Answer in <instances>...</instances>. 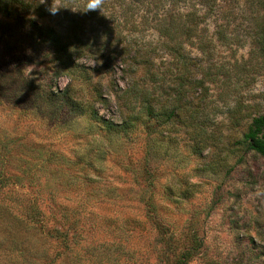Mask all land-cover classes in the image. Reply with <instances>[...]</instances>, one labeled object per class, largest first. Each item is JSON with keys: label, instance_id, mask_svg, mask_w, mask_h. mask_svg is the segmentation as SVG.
Masks as SVG:
<instances>
[{"label": "rangeland", "instance_id": "rangeland-1", "mask_svg": "<svg viewBox=\"0 0 264 264\" xmlns=\"http://www.w3.org/2000/svg\"><path fill=\"white\" fill-rule=\"evenodd\" d=\"M85 2L58 0L107 60L68 59L28 13L0 11V264H264V157L240 126L264 113L263 13L191 2L208 40L186 44L187 69L183 51L158 57L147 80L160 109L178 106L167 119L147 114L121 63L155 31H134L120 1ZM64 17L37 20L66 31ZM93 109L136 120L117 131Z\"/></svg>", "mask_w": 264, "mask_h": 264}, {"label": "trees", "instance_id": "trees-1", "mask_svg": "<svg viewBox=\"0 0 264 264\" xmlns=\"http://www.w3.org/2000/svg\"><path fill=\"white\" fill-rule=\"evenodd\" d=\"M126 5L130 10V16L127 20L131 23L134 31H155L157 40L150 41L142 46H138V51L131 54L134 50L133 43H130L124 50L127 55L121 61L124 64L125 71L132 76L128 83V89H133L138 93L140 102L145 106L147 114L152 117L165 116L167 119L176 117L179 114L178 106L169 109H160L158 99L154 91L149 88L148 82L155 81L158 69L156 60L163 57L164 54H174V51H183V58L180 61L182 67L187 69L190 65L185 55V46L187 43L203 44L208 40L206 27L202 26L205 21V14L191 5V2L197 3L206 8L207 13L214 15L219 13L223 6H220V0H116ZM228 2L229 0H223ZM253 8L256 7L264 15V0H249ZM152 6V7H150ZM45 5L41 0H0V11L5 14H13L18 9L28 13V20L32 22L33 30L37 38L48 41L56 52L65 55L68 59H74L75 56H91L92 58L105 57L104 48L95 49L91 39H85L79 33L80 22L77 17L69 14L68 9L62 21L58 24L64 26L65 21L69 23L62 31L54 23H41L37 18L50 21L54 18L45 11ZM141 14V15H139ZM36 15L37 17L35 18ZM139 15L141 20L137 22L135 16ZM264 17V16H263ZM142 27V28H141ZM218 34L223 35L225 30L218 29ZM261 36H264V26ZM161 52V53H157ZM262 61L264 64V41L260 44ZM107 60V57H105ZM171 60V59H170ZM174 61V60H172ZM189 64V65H188ZM140 72V73H139ZM186 76L185 70L180 73V79L183 81ZM148 80V82H147ZM139 81H142L140 83ZM153 93V94H152ZM180 94V92H179ZM104 100H107L104 98ZM92 115L97 120L104 122L109 128L117 131L129 132L134 126L136 117L125 119L121 124H114L112 120L102 116L97 110L92 111ZM244 115L241 118L242 142L246 143L248 148L264 157V113L251 115L247 118ZM138 118V117H137ZM247 119V120H246ZM178 264H189L188 257L183 255Z\"/></svg>", "mask_w": 264, "mask_h": 264}, {"label": "clouds", "instance_id": "clouds-1", "mask_svg": "<svg viewBox=\"0 0 264 264\" xmlns=\"http://www.w3.org/2000/svg\"><path fill=\"white\" fill-rule=\"evenodd\" d=\"M42 5H45V11L51 17H56L61 12L67 10L62 7L58 0H41ZM104 5V0H86L84 5V13L100 11Z\"/></svg>", "mask_w": 264, "mask_h": 264}]
</instances>
